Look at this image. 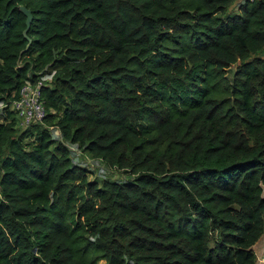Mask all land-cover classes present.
<instances>
[{
  "label": "trees",
  "instance_id": "16d2710c",
  "mask_svg": "<svg viewBox=\"0 0 264 264\" xmlns=\"http://www.w3.org/2000/svg\"><path fill=\"white\" fill-rule=\"evenodd\" d=\"M0 102V264H258L264 0H0Z\"/></svg>",
  "mask_w": 264,
  "mask_h": 264
},
{
  "label": "built area",
  "instance_id": "2783aa9c",
  "mask_svg": "<svg viewBox=\"0 0 264 264\" xmlns=\"http://www.w3.org/2000/svg\"><path fill=\"white\" fill-rule=\"evenodd\" d=\"M240 2L244 0H239ZM54 71L51 72H39L37 80H32L27 77L23 80L18 89V96L11 102L10 108L14 110L18 118L19 126H28L33 122H41L46 115V108L42 97L41 87L44 84L45 79H50ZM4 104L0 102V108ZM55 129V128H54ZM53 129V131H54ZM60 139L59 132L55 137ZM65 145L69 151L71 161L75 164L85 167H95L101 176L106 172V166L98 159L86 156L76 142L64 140ZM90 161V162H87ZM91 165V166H90ZM256 260L258 264L264 263V246L261 251L256 254Z\"/></svg>",
  "mask_w": 264,
  "mask_h": 264
},
{
  "label": "rangeland",
  "instance_id": "374dc122",
  "mask_svg": "<svg viewBox=\"0 0 264 264\" xmlns=\"http://www.w3.org/2000/svg\"><path fill=\"white\" fill-rule=\"evenodd\" d=\"M46 80H48V78ZM1 112H2V110L0 109V118L2 117ZM57 135H58V131H57V129H54L53 136L56 137ZM87 162H90V161H87ZM95 167H99V165H96L94 167H87V168H91V170L93 171V174L89 176L90 178L99 176V177H108V178L119 179V180H123L124 179V176L118 170H112V169L106 167V170H105L106 172L100 171L101 173H104L103 176H101L100 173L98 172V170ZM100 263L102 264L103 261H100Z\"/></svg>",
  "mask_w": 264,
  "mask_h": 264
},
{
  "label": "water",
  "instance_id": "95a60500",
  "mask_svg": "<svg viewBox=\"0 0 264 264\" xmlns=\"http://www.w3.org/2000/svg\"><path fill=\"white\" fill-rule=\"evenodd\" d=\"M18 10L21 11L25 15V28L23 29V35L26 36V32H27V30H28V28L30 26L31 20H32V12H31V10L29 8H27L24 5H19L18 6ZM29 43H30V40L27 39V44H26V46L24 47L23 50L27 49ZM23 50H21V52Z\"/></svg>",
  "mask_w": 264,
  "mask_h": 264
},
{
  "label": "crops",
  "instance_id": "0c3cea01",
  "mask_svg": "<svg viewBox=\"0 0 264 264\" xmlns=\"http://www.w3.org/2000/svg\"><path fill=\"white\" fill-rule=\"evenodd\" d=\"M264 246V236H261L259 240L254 244L253 248L256 251V253H259Z\"/></svg>",
  "mask_w": 264,
  "mask_h": 264
},
{
  "label": "clouds",
  "instance_id": "9594fccd",
  "mask_svg": "<svg viewBox=\"0 0 264 264\" xmlns=\"http://www.w3.org/2000/svg\"><path fill=\"white\" fill-rule=\"evenodd\" d=\"M254 249V248H253ZM255 251V250H254ZM255 253H256V251H255ZM257 254V253H256Z\"/></svg>",
  "mask_w": 264,
  "mask_h": 264
}]
</instances>
